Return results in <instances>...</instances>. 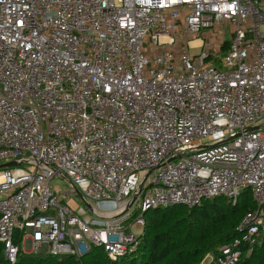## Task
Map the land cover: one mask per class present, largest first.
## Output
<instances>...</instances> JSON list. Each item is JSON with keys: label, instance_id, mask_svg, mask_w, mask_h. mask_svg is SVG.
Instances as JSON below:
<instances>
[{"label": "built area", "instance_id": "built-area-1", "mask_svg": "<svg viewBox=\"0 0 264 264\" xmlns=\"http://www.w3.org/2000/svg\"><path fill=\"white\" fill-rule=\"evenodd\" d=\"M262 125L264 0H0L1 264L128 256L149 209L249 190L202 262L237 264L264 236Z\"/></svg>", "mask_w": 264, "mask_h": 264}, {"label": "trees", "instance_id": "trees-1", "mask_svg": "<svg viewBox=\"0 0 264 264\" xmlns=\"http://www.w3.org/2000/svg\"><path fill=\"white\" fill-rule=\"evenodd\" d=\"M227 47L225 42L222 52ZM254 207L249 190L241 191L235 203L216 196L192 207H155L143 214V233L131 255L110 259L98 246L78 258L20 250L15 264H202L209 252L237 236L242 217ZM14 242L20 245V233H16ZM3 262L0 243V264ZM237 264H264V236Z\"/></svg>", "mask_w": 264, "mask_h": 264}, {"label": "rangeland", "instance_id": "rangeland-1", "mask_svg": "<svg viewBox=\"0 0 264 264\" xmlns=\"http://www.w3.org/2000/svg\"><path fill=\"white\" fill-rule=\"evenodd\" d=\"M224 27H225V30H226L225 39L228 40V39H229L230 27H229L228 25H225ZM194 41H195V43H193V44H194V47H193V46H190V48H189L190 53H195V52L198 51V49H196L195 46L198 45V42L200 43V39H196V40H194ZM193 44H191V45H193ZM220 54H221V53H220ZM262 127H264V125H262ZM51 185H52V186L58 185L62 190H69V189H72L71 186H70V184H69L67 181L63 180L60 176H56V177H54V178L52 179V181H51ZM72 196L74 197V199H75L77 202H80V198L78 197L77 194H75V193L73 192ZM138 233H139V232H138ZM142 233H143V229H142V231L140 232V234H142ZM140 234H139V235H140ZM137 245H138V243L136 244L135 249L133 250V252H132L131 254L135 253L136 248H137ZM20 246H21L22 249L26 250L27 252H31L30 247H28L26 244L21 243ZM131 254H130V255H131ZM204 261H206V260H205V259H202L201 262H204Z\"/></svg>", "mask_w": 264, "mask_h": 264}, {"label": "water", "instance_id": "water-1", "mask_svg": "<svg viewBox=\"0 0 264 264\" xmlns=\"http://www.w3.org/2000/svg\"><path fill=\"white\" fill-rule=\"evenodd\" d=\"M257 128H258L257 126H253V127H249V128H247V130H254V129H257ZM232 138H233V137H228V138L225 139L224 141H228V140H230V139H232ZM14 164H15L14 162H8V163L0 164V169H1V168H5V167H9V166L14 165ZM75 191H76L77 195H78L79 197H81V194L79 193V191H78L77 189H75ZM136 196H137V193L131 197V200H130V202L127 204V206L125 207L124 211L127 210V208H128V207L131 205V203L135 200ZM86 206L89 208V205H88V204H86Z\"/></svg>", "mask_w": 264, "mask_h": 264}]
</instances>
